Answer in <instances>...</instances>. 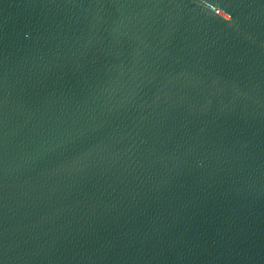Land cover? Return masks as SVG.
I'll return each mask as SVG.
<instances>
[{
	"label": "water",
	"instance_id": "obj_1",
	"mask_svg": "<svg viewBox=\"0 0 264 264\" xmlns=\"http://www.w3.org/2000/svg\"><path fill=\"white\" fill-rule=\"evenodd\" d=\"M0 264H264V0H0Z\"/></svg>",
	"mask_w": 264,
	"mask_h": 264
}]
</instances>
